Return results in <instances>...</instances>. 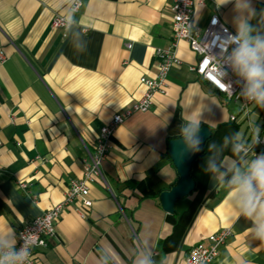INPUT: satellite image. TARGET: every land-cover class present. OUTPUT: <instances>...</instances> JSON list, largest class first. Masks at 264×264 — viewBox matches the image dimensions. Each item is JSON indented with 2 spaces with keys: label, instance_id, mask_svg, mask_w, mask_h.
Segmentation results:
<instances>
[{
  "label": "crops",
  "instance_id": "1",
  "mask_svg": "<svg viewBox=\"0 0 264 264\" xmlns=\"http://www.w3.org/2000/svg\"><path fill=\"white\" fill-rule=\"evenodd\" d=\"M71 1L0 0V229H14L16 240L20 227L61 202L70 180L82 176L101 126L138 101L146 91L140 78L157 72L155 49L171 43L173 0H81L70 15ZM220 2L196 5L194 21L205 27L218 14L235 32L234 3ZM252 3L264 9V0ZM56 14L72 23L52 28ZM176 56L165 93H154L148 110L116 127L101 176L88 185L91 206L76 201L63 209L55 235L35 251L39 263L141 264L151 256L155 264H184L192 246L230 227L213 264H264V243L251 237V222L225 183L238 160L233 134L248 141L246 123L230 121L236 104L190 70L197 56L186 41ZM251 108L255 121L260 109ZM195 109L212 135L193 166L196 190L169 214L159 201L178 178L168 142ZM210 160L219 167L211 177ZM129 180L139 186L124 187Z\"/></svg>",
  "mask_w": 264,
  "mask_h": 264
},
{
  "label": "built area",
  "instance_id": "2",
  "mask_svg": "<svg viewBox=\"0 0 264 264\" xmlns=\"http://www.w3.org/2000/svg\"><path fill=\"white\" fill-rule=\"evenodd\" d=\"M204 1H172L171 43L168 48L155 49V54L159 58L156 74L154 77L140 78V82L146 87V91L129 109L113 115L110 121L101 126L96 136L93 151L88 152L82 160V176L78 179L70 180L62 201L43 211L17 230L18 243L16 247L19 248L23 240H28L30 243L28 264H41L36 258L35 251L37 248L45 247L48 239L55 235V223L64 208L74 205L76 201L80 202L84 207L91 206L92 200L89 198L88 185L101 176V165L107 156L111 137L116 127L132 112L148 110L152 105L154 93H165L168 72L173 65L179 62L176 56V47L180 40L186 41L197 56L190 70L199 79L210 84L218 93L223 94L228 100L236 104L238 111L235 114H230L229 120L235 122L239 116L243 119L249 133L248 140L251 139L254 133H259L261 137H264V109L259 108L260 114L253 121L251 117L253 104L240 95L244 87V81L232 72L226 59L214 55L219 53L218 48L209 49V55L205 53L203 45L211 44L214 34H222V26L227 28L228 32H234L221 20L218 14H213L205 27H200L195 23L194 7L202 5ZM81 4V0H72L67 7V13L70 15L76 14ZM70 23H72L70 17L56 14L51 21V27L54 29L66 28ZM188 24L193 29L191 33ZM126 46L130 48L131 44L128 43ZM211 51L214 54H211ZM228 51L230 52L231 48ZM5 59V55L0 52V62ZM221 65L223 69H227L226 73L222 70ZM218 77H224L226 82H221ZM255 151L257 153L264 151V144L257 146ZM248 155L252 157V153ZM18 186L27 192V183L19 181ZM231 234L232 229L225 227L206 236L190 248L185 256L184 264H213L218 255L219 247L226 242Z\"/></svg>",
  "mask_w": 264,
  "mask_h": 264
},
{
  "label": "clouds",
  "instance_id": "3",
  "mask_svg": "<svg viewBox=\"0 0 264 264\" xmlns=\"http://www.w3.org/2000/svg\"><path fill=\"white\" fill-rule=\"evenodd\" d=\"M230 2L234 3L232 24L235 32L230 33L222 26V34H214L211 44L207 43L203 47L207 55L210 54L209 49H219L218 54L212 51L211 54L226 59L232 72L244 81L240 95L256 107L264 109V32L258 27L264 25V9L257 10L252 0H221L217 6ZM253 20H257V24L254 25ZM188 28L191 33L193 29L189 24ZM221 68L226 73L227 69H223L222 65ZM218 79L226 82L224 77ZM205 122L201 110H192L187 117H182V123L178 125L177 142H182L178 157L201 151L202 138L199 132ZM233 138L235 142L232 143L231 151L238 160L232 166L231 175L225 173V183L235 192L232 201L234 207L251 222V237L264 243V151H255L257 146L264 144V137L254 133L250 140L241 143L243 138L237 132ZM249 153H252L250 159L247 158ZM218 171L219 167L210 160L207 167L210 177ZM17 243L14 229L11 232L0 229V264H28L29 241L23 240L19 248L16 247ZM141 264H155V261L148 256Z\"/></svg>",
  "mask_w": 264,
  "mask_h": 264
},
{
  "label": "water",
  "instance_id": "4",
  "mask_svg": "<svg viewBox=\"0 0 264 264\" xmlns=\"http://www.w3.org/2000/svg\"><path fill=\"white\" fill-rule=\"evenodd\" d=\"M199 135L202 138L201 151L188 153L183 158L177 155L182 147V142H177L178 137L171 138L168 142L167 155L178 174V178L169 189L159 193L161 207L166 213L172 214L177 200L187 197L195 188V181L190 171L193 162L203 153L205 143L212 135L211 127L202 125Z\"/></svg>",
  "mask_w": 264,
  "mask_h": 264
},
{
  "label": "trees",
  "instance_id": "5",
  "mask_svg": "<svg viewBox=\"0 0 264 264\" xmlns=\"http://www.w3.org/2000/svg\"><path fill=\"white\" fill-rule=\"evenodd\" d=\"M175 137H178V136H175ZM172 138H174V137H172ZM211 138V137H210ZM209 138V139H210ZM208 139V140H209ZM207 140V141H208ZM206 144V143H205ZM205 147V146H204ZM203 152H204V150H203ZM203 154V153H202ZM202 154H200L197 158H196V160L202 155ZM166 156L168 157V155H167V153H166ZM196 160L193 162V164H192V168H191V171H190V174H191V176H192V178L194 179V177H193V166H194V163L196 162ZM194 181H195V179H194ZM139 186V183L138 182H136V181H127V182H125V184H124V187H130V188H134V187H138ZM196 188H197V186H196V181H195V188H194V190L192 191V192H194L195 190H196ZM192 192L190 193V194H192ZM158 195V192L156 193V196Z\"/></svg>",
  "mask_w": 264,
  "mask_h": 264
},
{
  "label": "rangeland",
  "instance_id": "6",
  "mask_svg": "<svg viewBox=\"0 0 264 264\" xmlns=\"http://www.w3.org/2000/svg\"><path fill=\"white\" fill-rule=\"evenodd\" d=\"M192 193H193V192H192ZM189 195H191V194H189ZM189 195H188V196H189Z\"/></svg>",
  "mask_w": 264,
  "mask_h": 264
}]
</instances>
